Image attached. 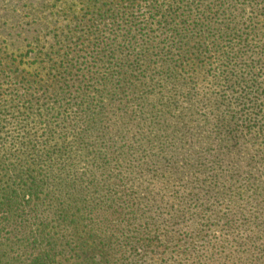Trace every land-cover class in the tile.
I'll return each instance as SVG.
<instances>
[{"label": "trees", "instance_id": "1", "mask_svg": "<svg viewBox=\"0 0 264 264\" xmlns=\"http://www.w3.org/2000/svg\"><path fill=\"white\" fill-rule=\"evenodd\" d=\"M0 264H264V0H0Z\"/></svg>", "mask_w": 264, "mask_h": 264}]
</instances>
